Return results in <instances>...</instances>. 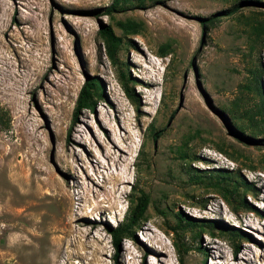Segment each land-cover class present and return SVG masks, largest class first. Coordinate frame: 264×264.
<instances>
[{
  "label": "rangeland",
  "instance_id": "1",
  "mask_svg": "<svg viewBox=\"0 0 264 264\" xmlns=\"http://www.w3.org/2000/svg\"><path fill=\"white\" fill-rule=\"evenodd\" d=\"M113 3L0 0V264H181L177 245L185 264H264V0H129L107 15ZM88 76L105 97L74 122ZM215 170L247 186L228 193ZM143 192L118 251L111 229ZM181 214L219 225L180 228Z\"/></svg>",
  "mask_w": 264,
  "mask_h": 264
},
{
  "label": "trees",
  "instance_id": "2",
  "mask_svg": "<svg viewBox=\"0 0 264 264\" xmlns=\"http://www.w3.org/2000/svg\"><path fill=\"white\" fill-rule=\"evenodd\" d=\"M138 1L141 4H145L146 0H134ZM129 2V0H114V3L109 7V9L106 11L107 15H111L114 12H116L119 9H124L126 7V4ZM216 14V15H220ZM216 17V16H215ZM102 36L106 41L107 48L109 55L111 59L114 61V63H119L118 54L121 51L123 41L121 38L117 37L112 29L111 26H104L102 28ZM125 69L120 67V80L123 84L124 90L128 97L137 105H139L140 100L138 99V96L136 95L134 91V87L131 85L129 75V66L125 65ZM259 72V71H258ZM255 75V81H256V90L258 93L261 94L263 91L261 83L259 82V75L257 73H253ZM105 97L104 93V85L103 82L99 77L96 76H88L86 79L84 85L82 86L76 104L74 108V115H73V121L76 122L78 120L79 115L82 114L85 110H95L97 103L99 100L103 99ZM260 111L264 112V100L261 103ZM236 126V130H232L234 135L245 142L248 143H257L259 140L257 139V134H246L245 129L241 126ZM246 134V135H245ZM205 177L209 180L213 181L215 185L221 186L225 188V190L228 193H233L238 190L239 187L247 186V183H240L236 176H231L229 172L225 170H215L211 172H207ZM195 176V175H194ZM234 183V185H233ZM150 205V196L149 194L142 193L140 197L137 198L136 204L134 206H131L129 211L127 212L124 220L116 227L111 229V233L114 238V244L118 251L121 247V242L123 238H135L137 239L136 233L140 230L141 225L145 219V214L149 208ZM179 219V227H190V228H202L203 226L209 225L211 227H217L218 222H207L205 220H196L193 218H189L186 216L184 218L183 214L178 215ZM224 228H221L224 232L228 233L231 238L236 242H238L241 238L246 240H251V235L247 234L246 232L236 229V228H230L227 225L223 226ZM197 236H200V234H197ZM178 247V253H179V261L181 264H185L184 259V253H188L190 249H186L183 251L181 245H177ZM236 251L238 252L240 250V244H235ZM199 250H202L201 247H198ZM205 255L206 252H203ZM118 258V254L115 257Z\"/></svg>",
  "mask_w": 264,
  "mask_h": 264
}]
</instances>
